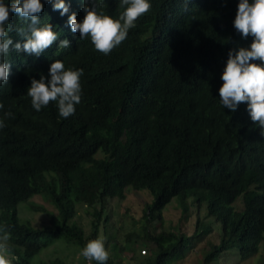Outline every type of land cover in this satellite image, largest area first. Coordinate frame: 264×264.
Here are the masks:
<instances>
[{"label": "trees", "instance_id": "1", "mask_svg": "<svg viewBox=\"0 0 264 264\" xmlns=\"http://www.w3.org/2000/svg\"><path fill=\"white\" fill-rule=\"evenodd\" d=\"M41 2L40 26L52 24L58 39L40 56L10 51L8 82L0 84V117L11 113L0 128V226L11 232L14 264H88L82 256L70 263L41 254L58 241L80 254L99 237L102 216L108 220L104 201L143 190L152 202L138 219L142 234L110 243L114 235L104 230L106 264H174L196 238L213 234V219L218 241L200 251L198 264H224L235 252L239 261L257 254L264 246V135L246 103L232 112L219 97L229 52L253 41L234 28L239 0H150L151 10L107 55L68 24L72 12L83 21L82 0H65L63 16L53 11L55 0ZM97 11L119 18L124 8L120 0H100ZM10 24L27 28L14 14ZM9 35L23 42L16 31ZM63 39L69 48L59 47ZM56 60L83 70L81 102L68 118L55 102L36 111L27 95L32 79L50 80ZM40 193L58 214L28 202ZM172 200L185 210L188 200L205 202L213 219L198 217L191 234L183 225L167 229L162 209ZM23 201L44 211L48 222L21 219ZM79 205L92 210L89 235L75 220ZM132 240L139 243H127Z\"/></svg>", "mask_w": 264, "mask_h": 264}, {"label": "clouds", "instance_id": "2", "mask_svg": "<svg viewBox=\"0 0 264 264\" xmlns=\"http://www.w3.org/2000/svg\"><path fill=\"white\" fill-rule=\"evenodd\" d=\"M53 3V0H44ZM85 16L78 22L76 13L68 16V24L73 33L79 32L80 39L90 37L95 49L105 55L127 39L129 30L136 26V21L146 15L152 8L150 0H120L124 11L119 18H113L98 12L100 0H82ZM189 2V0H188ZM44 10L41 0H0V84H7L10 63L6 61L10 51H23L28 55L40 56L58 39L53 25L46 23L40 26V14ZM60 11L61 16L69 13L65 0H55L53 11ZM18 16L27 24V28H14L10 24L12 15ZM234 28L244 38L253 37L250 48L241 47L234 54L229 52L226 66L221 75L222 85L219 88L220 102L224 108L235 112L241 103L247 104L251 120L261 129L264 135V0H239L234 19ZM23 37V42H13L9 33ZM60 48H69V40L63 39ZM258 61V63H257ZM50 80L41 76L32 79L27 95L31 98L36 111L55 102L59 115L68 118L75 113L76 105L81 102L82 88L80 78L83 70L66 69L61 60L51 63ZM4 105L0 103V109ZM11 116L5 113L0 117V128L5 126L4 118ZM11 232L6 226H0V264H14L17 259L12 255L10 246ZM80 256L96 264H106L109 252L103 238L89 240L80 251Z\"/></svg>", "mask_w": 264, "mask_h": 264}, {"label": "rangeland", "instance_id": "3", "mask_svg": "<svg viewBox=\"0 0 264 264\" xmlns=\"http://www.w3.org/2000/svg\"><path fill=\"white\" fill-rule=\"evenodd\" d=\"M128 193V191H126ZM33 201L36 204L43 205L45 210L52 211L55 214H58V209L55 207L54 203L47 198L44 194H35L29 200ZM28 202L23 201L18 205V211L21 219H28L38 226L46 224L48 222V216L44 211L34 210L28 208ZM152 202V196H150L146 191L140 192H130L127 194V197L124 200H118L116 198L106 199L104 201V209L107 215V222H104V217L102 216L101 224H99V237L103 238L104 242H107L106 236L103 233L104 230L110 231L114 235V238L110 243H125L128 235L132 234H142L141 231V222L138 220L144 208H146V203L150 204ZM188 208L185 210L179 204V201L172 200L170 201L163 209V216L165 219V224L175 225L180 227L183 225L184 230L191 234L194 228L195 220L200 217L202 221L205 223H209L213 218L207 216L206 212V203L203 202L201 205L195 201L188 200ZM236 208L242 207L241 196L237 198L234 202ZM99 208V205L96 206ZM92 211L91 208L87 209L82 205H79L77 208V214L75 216V220L81 227L84 229L87 235L91 232V221L92 216L89 212ZM213 234L202 237L201 239L196 238L195 247L189 251L186 255L179 257L174 264H198L200 260V251L207 248V243L209 241L217 242V229L218 223L213 219ZM106 224V225H105ZM176 227V228H177ZM151 231H155L156 228H150ZM127 243H139L134 240ZM142 253V250H141ZM236 253V252H235ZM233 253L232 257L229 258L225 256L224 264H264V246H261L259 252L254 254L249 258L243 259L241 261L238 260L237 255ZM43 259H53L59 257L66 262H75V258L80 254L75 252L74 248L71 246L64 244L60 241L54 242L53 244L46 247L41 254ZM125 257H128L125 254ZM91 264V261L87 262Z\"/></svg>", "mask_w": 264, "mask_h": 264}, {"label": "built area", "instance_id": "4", "mask_svg": "<svg viewBox=\"0 0 264 264\" xmlns=\"http://www.w3.org/2000/svg\"><path fill=\"white\" fill-rule=\"evenodd\" d=\"M142 252H143V250H142Z\"/></svg>", "mask_w": 264, "mask_h": 264}]
</instances>
